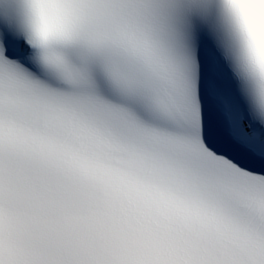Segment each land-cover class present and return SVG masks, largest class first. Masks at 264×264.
<instances>
[{"label": "snow or ice", "instance_id": "6c2138e0", "mask_svg": "<svg viewBox=\"0 0 264 264\" xmlns=\"http://www.w3.org/2000/svg\"><path fill=\"white\" fill-rule=\"evenodd\" d=\"M0 264H264V0H0Z\"/></svg>", "mask_w": 264, "mask_h": 264}]
</instances>
